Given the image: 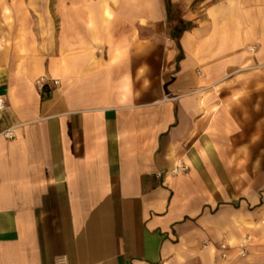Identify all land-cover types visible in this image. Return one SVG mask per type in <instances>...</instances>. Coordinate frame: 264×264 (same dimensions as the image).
<instances>
[{
  "label": "crops",
  "instance_id": "crops-1",
  "mask_svg": "<svg viewBox=\"0 0 264 264\" xmlns=\"http://www.w3.org/2000/svg\"><path fill=\"white\" fill-rule=\"evenodd\" d=\"M0 97V264H264V0H0Z\"/></svg>",
  "mask_w": 264,
  "mask_h": 264
},
{
  "label": "built area",
  "instance_id": "built-area-1",
  "mask_svg": "<svg viewBox=\"0 0 264 264\" xmlns=\"http://www.w3.org/2000/svg\"><path fill=\"white\" fill-rule=\"evenodd\" d=\"M54 84H57L56 81H53ZM37 84V88L42 92L44 91V87L46 85L45 81L43 78H39L36 82ZM5 108V102L4 99L2 97H0V114L3 111V109ZM0 135L6 137V138H13L14 137V131H13V127H8L4 130H2L0 132ZM187 170V167L184 164H179L177 165L173 170H171V173L173 174H177V173H183ZM160 175V174H158ZM250 237L246 236L245 239L241 242L238 243V248H239V254L241 256L246 254V250H247V243L249 242ZM219 248L221 250V258H226L227 256V244L221 243L219 245ZM58 264H65L64 260H60Z\"/></svg>",
  "mask_w": 264,
  "mask_h": 264
}]
</instances>
